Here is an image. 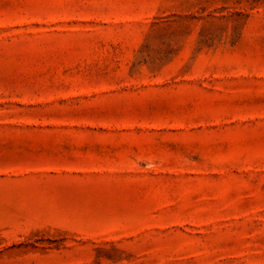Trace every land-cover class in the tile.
Instances as JSON below:
<instances>
[{"label": "rangeland", "instance_id": "obj_1", "mask_svg": "<svg viewBox=\"0 0 264 264\" xmlns=\"http://www.w3.org/2000/svg\"><path fill=\"white\" fill-rule=\"evenodd\" d=\"M0 264H264V0H0Z\"/></svg>", "mask_w": 264, "mask_h": 264}]
</instances>
